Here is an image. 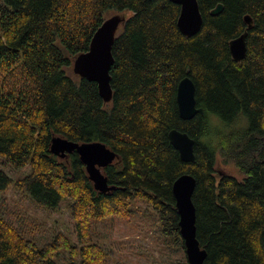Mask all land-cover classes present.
I'll return each instance as SVG.
<instances>
[{
  "label": "trees",
  "instance_id": "obj_1",
  "mask_svg": "<svg viewBox=\"0 0 264 264\" xmlns=\"http://www.w3.org/2000/svg\"><path fill=\"white\" fill-rule=\"evenodd\" d=\"M0 1V264H58L63 250L82 264L106 255L61 234L44 247L27 239L5 216L10 187L37 206L58 209L70 199L82 240L104 219L130 217L137 201L151 203L180 235L173 184L183 174L196 178L204 264H264V0H198L204 22L193 38L179 31L180 6L170 0ZM108 11L126 21L113 46V99L105 103L73 64ZM245 32L247 57L236 62L230 42ZM187 75L204 109L191 121L180 118L176 101ZM173 129L195 140V163L180 159ZM53 137L114 151L120 160L103 173L116 189L96 191L76 152L51 153ZM219 161L242 179L220 174ZM26 167L15 181L7 174Z\"/></svg>",
  "mask_w": 264,
  "mask_h": 264
},
{
  "label": "water",
  "instance_id": "obj_2",
  "mask_svg": "<svg viewBox=\"0 0 264 264\" xmlns=\"http://www.w3.org/2000/svg\"><path fill=\"white\" fill-rule=\"evenodd\" d=\"M180 6L177 25L182 35L188 38L197 36L203 27V14L198 0H170ZM223 6L219 5L213 15L220 14ZM249 28L252 18L245 17ZM126 21L122 14L113 15L105 20L94 34L89 51L80 54L74 60L73 71L82 79L98 84L99 94L105 103L113 99L111 86V68L114 65L113 46L121 24ZM247 37L245 32L230 42V53L236 62H242L247 57ZM177 106L179 116L184 121H191L198 115L204 114V109L198 107L196 100V84L187 75L177 87ZM171 145L179 152L184 163H195V140L187 133L173 129L169 132ZM76 152L86 167L89 180L100 193L114 191L116 187L109 186L103 169L120 160L119 156L102 142L76 143L62 137H53L51 153L61 159L68 158ZM220 174H226L219 172ZM196 188V178L192 174L181 175L173 184L175 208L179 216V234L185 248L188 264H204L207 251L201 247L197 238V215L193 202Z\"/></svg>",
  "mask_w": 264,
  "mask_h": 264
},
{
  "label": "rangeland",
  "instance_id": "obj_3",
  "mask_svg": "<svg viewBox=\"0 0 264 264\" xmlns=\"http://www.w3.org/2000/svg\"><path fill=\"white\" fill-rule=\"evenodd\" d=\"M0 8H4L1 1ZM116 14L108 11L105 20ZM6 170L14 181L29 173L28 167L24 170ZM217 170L242 179L233 166H223L220 161ZM4 197L8 205L6 218L39 247L52 243L61 234L80 249L95 245L101 248L106 254L101 264H188L181 236L172 232L169 218L161 216L151 203L135 202L134 213L130 217L104 219L92 227L88 239L82 240L76 232L70 199L63 200L58 209H53L35 205L12 187ZM19 216L25 219L24 224L19 221ZM55 261L58 264H82L80 256H73L64 250Z\"/></svg>",
  "mask_w": 264,
  "mask_h": 264
}]
</instances>
